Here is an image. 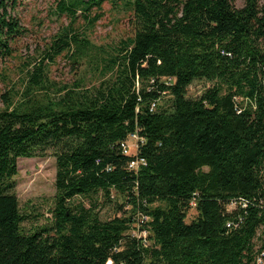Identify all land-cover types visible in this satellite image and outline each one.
Segmentation results:
<instances>
[{
  "label": "trees",
  "instance_id": "16d2710c",
  "mask_svg": "<svg viewBox=\"0 0 264 264\" xmlns=\"http://www.w3.org/2000/svg\"><path fill=\"white\" fill-rule=\"evenodd\" d=\"M105 1L60 0L68 25L0 95V264H253L264 250V4L128 0L129 35L96 46L87 33ZM16 2L0 0V59L25 32ZM59 57L73 83L49 76ZM194 81L211 86L190 98ZM136 131L145 166L133 172L120 143ZM48 152L51 225L24 234L17 160ZM239 199L245 210L228 208ZM106 205L114 216L101 220ZM138 212L145 239L131 234Z\"/></svg>",
  "mask_w": 264,
  "mask_h": 264
},
{
  "label": "rangeland",
  "instance_id": "374dc122",
  "mask_svg": "<svg viewBox=\"0 0 264 264\" xmlns=\"http://www.w3.org/2000/svg\"><path fill=\"white\" fill-rule=\"evenodd\" d=\"M59 1L17 0L11 13L19 20L25 32L11 45V55L0 59V95L20 81L22 63L37 64L45 44L68 25L69 19L66 15L58 16L55 13ZM127 1L106 0L102 4V18L98 20L94 29L87 33V37L93 45H111L129 35V13L123 6ZM243 3V0H238L236 6L241 7ZM260 4L263 5L264 0H260ZM93 14H95L94 8ZM79 20V23H82V19ZM82 31L83 29H80V32ZM49 76L62 83H73L77 77L69 63V58L66 57H59L51 64ZM83 78L84 85H89L90 76L84 74ZM210 86L211 83L205 81H194L188 88L187 96L198 97L205 88ZM0 107H2L1 99ZM130 145L132 144L130 143ZM130 151L134 152L133 146H130ZM17 171L14 178V192L19 202L20 212L25 217V221L21 225L22 232L24 234L39 232L51 225L50 212L53 209L56 193L55 159L50 152L43 157L20 158L17 160ZM113 198H116L114 194ZM98 213L101 220H108L114 216V209L112 206L106 205L100 207ZM195 216V209H190L186 222H190Z\"/></svg>",
  "mask_w": 264,
  "mask_h": 264
},
{
  "label": "built area",
  "instance_id": "2783aa9c",
  "mask_svg": "<svg viewBox=\"0 0 264 264\" xmlns=\"http://www.w3.org/2000/svg\"><path fill=\"white\" fill-rule=\"evenodd\" d=\"M130 143L132 145H130ZM143 143L142 139L138 136L137 131L128 135L127 139L120 143V149L123 155H133V159L130 161L128 165V169L136 172L141 166H145V161L143 159H140L137 156L139 146ZM130 146H133L134 152L130 151ZM191 205H193V202H191ZM248 205V202L239 199L238 201H232L229 203V209H235L237 207H240L242 210H245ZM148 221V218L141 212H138L136 214V222L134 223V229L132 230L131 234L132 236H135L136 238H143L145 239L147 237V230L143 229V226H145V223ZM232 225L230 223L227 224V227L230 228ZM142 228V230H140ZM106 264H112V262L109 260ZM253 264H264V250L258 249L254 255Z\"/></svg>",
  "mask_w": 264,
  "mask_h": 264
}]
</instances>
